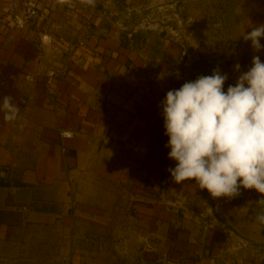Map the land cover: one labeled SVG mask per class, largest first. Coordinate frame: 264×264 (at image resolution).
Masks as SVG:
<instances>
[{"label": "crops", "instance_id": "1", "mask_svg": "<svg viewBox=\"0 0 264 264\" xmlns=\"http://www.w3.org/2000/svg\"><path fill=\"white\" fill-rule=\"evenodd\" d=\"M35 2L21 26L0 0V99L19 110L0 111V264H264V194L213 198L171 176L162 102L195 80L182 44L141 21L158 0ZM261 25L264 0L206 48L225 92L264 63V36L259 52L243 38Z\"/></svg>", "mask_w": 264, "mask_h": 264}, {"label": "clouds", "instance_id": "2", "mask_svg": "<svg viewBox=\"0 0 264 264\" xmlns=\"http://www.w3.org/2000/svg\"><path fill=\"white\" fill-rule=\"evenodd\" d=\"M262 36L264 25L243 38L259 52ZM226 79L217 70L167 92L165 134L169 159L176 161L169 171L175 183L195 180L213 198L236 197L241 187L264 194V63L254 56L251 68L225 92ZM0 111L12 121L19 110L3 97ZM258 220L264 223V215Z\"/></svg>", "mask_w": 264, "mask_h": 264}, {"label": "rangeland", "instance_id": "3", "mask_svg": "<svg viewBox=\"0 0 264 264\" xmlns=\"http://www.w3.org/2000/svg\"><path fill=\"white\" fill-rule=\"evenodd\" d=\"M263 0H158V10L145 11L143 20L147 25L153 27L157 24V30L163 29L162 33L170 36L182 44L181 56L185 52L189 55V66L193 67L196 59H206V48L219 49L228 44L233 36L235 25L243 24L251 15L252 7H258ZM140 21V22H141ZM129 28L127 31H132ZM146 29V27H145ZM145 29H138L137 34L142 38ZM142 32V33H141ZM136 35V34H133ZM213 50V51H215ZM204 53V54H203ZM212 64L208 68V73H214L218 58H209ZM183 63V62H181ZM180 64V63H179ZM221 66V64H217ZM185 67V66H184ZM179 76L182 85L190 81V75ZM211 74V75H212ZM184 77V78H181ZM98 236V235H97ZM96 236V237H97ZM94 235L84 238V244L89 247V243L96 240ZM106 235H101L97 239L101 243ZM115 243H121L122 237L110 236ZM84 261L89 259L90 253H83Z\"/></svg>", "mask_w": 264, "mask_h": 264}, {"label": "built area", "instance_id": "4", "mask_svg": "<svg viewBox=\"0 0 264 264\" xmlns=\"http://www.w3.org/2000/svg\"><path fill=\"white\" fill-rule=\"evenodd\" d=\"M10 11L18 20V24L23 26L25 23H34L39 18V10L36 6L35 0H10ZM51 42V39H49ZM189 55L184 52L181 58V65L189 66ZM72 133L62 132L61 138L67 139L72 137ZM65 151V149H63Z\"/></svg>", "mask_w": 264, "mask_h": 264}, {"label": "trees", "instance_id": "5", "mask_svg": "<svg viewBox=\"0 0 264 264\" xmlns=\"http://www.w3.org/2000/svg\"><path fill=\"white\" fill-rule=\"evenodd\" d=\"M213 61L211 59H202L200 61H196L193 70L194 73L192 75V78L196 80L200 76H210L212 73H208V68L212 64ZM2 184V182L0 181Z\"/></svg>", "mask_w": 264, "mask_h": 264}]
</instances>
